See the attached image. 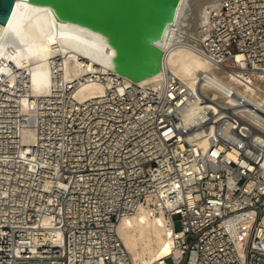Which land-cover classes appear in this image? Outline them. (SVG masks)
Returning a JSON list of instances; mask_svg holds the SVG:
<instances>
[{
    "label": "built area",
    "instance_id": "2783aa9c",
    "mask_svg": "<svg viewBox=\"0 0 264 264\" xmlns=\"http://www.w3.org/2000/svg\"><path fill=\"white\" fill-rule=\"evenodd\" d=\"M194 32L214 68L194 86L167 70L0 113V264H136L118 227L142 207L175 239L153 264H264V110L220 78L260 90L240 71L264 76V0H221Z\"/></svg>",
    "mask_w": 264,
    "mask_h": 264
},
{
    "label": "bare ground",
    "instance_id": "6f19581e",
    "mask_svg": "<svg viewBox=\"0 0 264 264\" xmlns=\"http://www.w3.org/2000/svg\"><path fill=\"white\" fill-rule=\"evenodd\" d=\"M220 1L181 0L169 38L159 47L155 70L136 80L111 67V50L100 38L57 24L49 8L31 13L35 9L27 0H17L8 24L0 23V113L5 115L7 109H13V101L21 113L34 114L31 108L50 101L54 89L69 90L75 99L83 101L102 95L117 80L159 87L167 70L194 86L200 72H214L194 47V30ZM240 74L256 80L260 90L244 85L231 72L220 78L264 110V81L258 82L264 76L253 79L242 71ZM118 233L136 264H153L174 252L175 239L162 209L142 207L120 222Z\"/></svg>",
    "mask_w": 264,
    "mask_h": 264
},
{
    "label": "water",
    "instance_id": "95a60500",
    "mask_svg": "<svg viewBox=\"0 0 264 264\" xmlns=\"http://www.w3.org/2000/svg\"><path fill=\"white\" fill-rule=\"evenodd\" d=\"M17 0H0V23L8 24ZM35 13L49 8L57 24L100 38L111 67L134 79L155 70L181 0H27Z\"/></svg>",
    "mask_w": 264,
    "mask_h": 264
},
{
    "label": "rangeland",
    "instance_id": "374dc122",
    "mask_svg": "<svg viewBox=\"0 0 264 264\" xmlns=\"http://www.w3.org/2000/svg\"><path fill=\"white\" fill-rule=\"evenodd\" d=\"M175 228H176L177 230H180V229L182 228L181 223H180L179 220H176V222H175ZM167 264H173L172 259H168V260H167Z\"/></svg>",
    "mask_w": 264,
    "mask_h": 264
}]
</instances>
